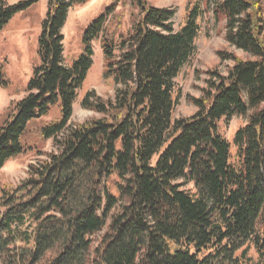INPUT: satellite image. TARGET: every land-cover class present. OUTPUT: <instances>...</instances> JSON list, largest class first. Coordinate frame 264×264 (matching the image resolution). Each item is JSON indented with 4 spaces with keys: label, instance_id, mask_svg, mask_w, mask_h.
<instances>
[{
    "label": "trees",
    "instance_id": "obj_1",
    "mask_svg": "<svg viewBox=\"0 0 264 264\" xmlns=\"http://www.w3.org/2000/svg\"><path fill=\"white\" fill-rule=\"evenodd\" d=\"M37 1H0V30ZM46 1L39 64L0 126V168L23 152L29 121L52 105L61 118L40 129L55 150L0 195V264H253L251 246L264 257L261 0H201L225 16L228 44L249 58L220 52L233 64L209 71L201 97L191 98L196 112L174 119L173 80L194 54L199 2L174 30L169 8L129 0L140 16L115 39L104 33L114 0L86 27L84 52L68 67L61 29L72 5L85 0ZM99 36L104 76L120 86L106 99L87 92L81 105L99 116L71 124ZM234 115L247 121L230 143L218 122ZM113 176L118 194L110 191Z\"/></svg>",
    "mask_w": 264,
    "mask_h": 264
},
{
    "label": "rangeland",
    "instance_id": "obj_2",
    "mask_svg": "<svg viewBox=\"0 0 264 264\" xmlns=\"http://www.w3.org/2000/svg\"><path fill=\"white\" fill-rule=\"evenodd\" d=\"M5 4H12L19 0H0ZM149 5L169 8L173 12L171 21L174 30H179L186 22L188 9L197 1L202 7V14L197 20L198 32L194 39L195 51L188 62L181 67L174 78L173 96L177 97L172 118L187 117L196 112L197 108L191 98H199L206 86L209 71L218 70L225 73L233 64L229 58L221 59L220 52L225 56L234 55L241 59L249 55L230 46L226 40V19L223 14H216L214 9L207 7L201 0H145ZM114 0H85L75 2L68 10L61 29L63 34V63L71 64L84 52L82 36L86 27L104 8ZM264 5V0H261ZM48 4L46 0H39L24 11L14 15L0 30V126L11 119L15 112V103L26 95V88L34 67L39 64L38 38L42 21L46 17ZM264 12V10H263ZM140 11L129 0H117L114 12L105 23L104 33H112L116 39L119 35L131 32V27L138 20ZM92 65L87 71L85 79L77 90L72 104L69 122L81 123L91 117L99 115L82 107L84 95L94 90L96 95L104 99L113 97L117 86L110 77L104 76V56L101 36L92 41ZM224 57V56H223ZM61 118L58 105H52L46 115L28 122L22 137L24 150L21 154L10 158L0 168V195L3 190L17 186L27 177L30 164L43 160L46 154L54 151L55 146L51 138L44 139L40 134L42 126ZM247 121V116H232L229 120L218 122L219 132L232 143L236 130ZM231 154H235V146L231 144ZM115 177L109 180L110 191L118 194L114 186ZM191 187V184L184 185ZM102 232L93 235L94 241ZM248 255L253 264H264V257L249 247Z\"/></svg>",
    "mask_w": 264,
    "mask_h": 264
}]
</instances>
